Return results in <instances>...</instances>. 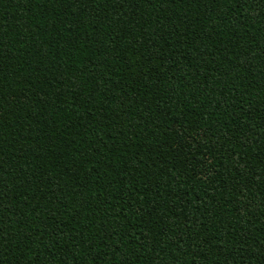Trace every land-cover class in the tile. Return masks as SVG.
Wrapping results in <instances>:
<instances>
[{"label": "trees", "instance_id": "16d2710c", "mask_svg": "<svg viewBox=\"0 0 264 264\" xmlns=\"http://www.w3.org/2000/svg\"><path fill=\"white\" fill-rule=\"evenodd\" d=\"M0 264H264V0H0Z\"/></svg>", "mask_w": 264, "mask_h": 264}]
</instances>
